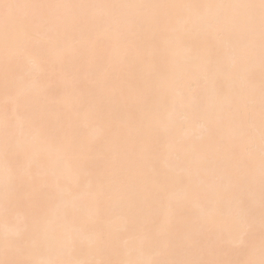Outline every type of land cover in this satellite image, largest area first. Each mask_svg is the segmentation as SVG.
Listing matches in <instances>:
<instances>
[{"label": "bare ground", "instance_id": "bare-ground-1", "mask_svg": "<svg viewBox=\"0 0 264 264\" xmlns=\"http://www.w3.org/2000/svg\"><path fill=\"white\" fill-rule=\"evenodd\" d=\"M44 3H243L247 0H19ZM138 10H124L132 16ZM84 15L102 20L104 9L85 10ZM226 26L225 35L232 38L237 53L234 66L215 72L193 85L192 99L179 100L164 118L147 114L141 102L149 94V77L179 76L187 59V49L194 47L215 58V40L190 32L183 42L168 50L161 37L137 40L144 61L125 59L126 40L114 32L104 31L102 24L88 26L75 55L54 58L38 90L26 94L17 108V123L35 110L45 113L50 127L70 132L87 148V171L95 185V199L83 191L88 178L81 177V198L87 207L79 210L80 201L55 202L51 205L48 237L40 252L15 254L20 259H60L73 261H120L135 259H187L205 262L239 264L261 259L259 230L256 229L255 254H247L242 240L247 225L241 207H258L249 195L246 166L232 168L231 146L240 144L237 134L231 140L221 138L217 123L220 112L233 118V128L242 127L250 111L249 76L259 85L258 52L255 63L247 59L244 48L247 27L243 13ZM174 18L175 13L171 14ZM123 28V24H119ZM91 33L89 35L88 33ZM70 38L81 40L79 32ZM39 63V57L33 56ZM231 65V60L226 61ZM15 70V66H13ZM175 95V94H174ZM4 100L0 69V106ZM258 112V97H257ZM258 124V119H257ZM20 129L17 128L19 135ZM4 117L0 107V187L5 176L3 152ZM145 146L148 150L145 151ZM15 160V155L10 156ZM166 171V182L173 195L171 209L159 206L156 180ZM232 175L228 196L212 194L214 181L224 172ZM259 161L256 159V192L258 196ZM73 183L76 181L73 180ZM97 207L100 211L97 212ZM69 230H79L75 245L59 242L65 214ZM33 209L24 203L7 208L0 199V242L5 235L16 240ZM166 228L172 244L168 248L139 249L146 235ZM100 241L97 243V241Z\"/></svg>", "mask_w": 264, "mask_h": 264}, {"label": "snow or ice", "instance_id": "snow-or-ice-1", "mask_svg": "<svg viewBox=\"0 0 264 264\" xmlns=\"http://www.w3.org/2000/svg\"><path fill=\"white\" fill-rule=\"evenodd\" d=\"M104 9L102 20L84 15L85 10ZM124 10H138L127 16ZM236 12L243 13L246 24L244 48L247 59L255 63L258 52L259 85H255V73H250V111L246 123L239 129L233 128V118L223 110L217 123L221 138L231 140L234 132L240 144L231 146L232 168L238 170L246 166L249 174V195L257 206L241 207L247 225L242 240L247 241V254H255L256 229L259 230V250L261 259L240 261L239 264H264V0H247L243 3H137V4H93V3H44L0 0V69L4 100L3 152L6 161L5 176L0 187V199L5 207L13 203H24L34 214L26 220L16 240L5 235L0 242V264H223L187 259H135L120 261H73L60 259H20L15 254L40 252L49 239L48 223L51 205L55 202L80 201L79 210L87 203L81 198L80 178H88L84 186L89 196L95 199L91 173L87 171L86 145L72 136L69 131L49 126L44 112L35 110L26 119L17 123V108L22 97L38 90L50 67L55 66L54 58L75 55L88 26L102 24L104 31L114 32L117 39L126 40L124 57L142 63L144 56L137 40L144 37H161L164 49L168 50L183 42L186 34L196 32L214 38L216 56L194 47L187 49V59L182 73L177 76L159 75L149 77V94L141 95L146 115L163 119L170 107H175L178 99H192L193 85L215 72L225 71L234 66L237 59L232 38L225 35L226 26L235 23ZM175 13L174 18L171 14ZM123 24V28L119 24ZM70 32H79L81 40L69 37ZM91 35V33H88ZM39 57V63L33 60ZM231 60V65L226 61ZM15 66V70H13ZM175 94V95H174ZM258 97V112H257ZM258 119V124H257ZM20 132L17 134V128ZM145 151L148 147L145 146ZM258 153L259 181L256 192V159ZM14 154L15 160H10ZM166 171L157 174L159 206L171 209L173 193L166 182ZM232 175L227 171L214 181L212 194L228 196V186ZM76 182L73 183L72 181ZM100 208L97 207V212ZM64 224L59 232L61 245H75L80 237L79 230H69L71 223L65 214ZM100 241L98 240L97 243ZM172 240L167 229L161 227L154 234L144 237L139 249L142 252L152 247L168 248Z\"/></svg>", "mask_w": 264, "mask_h": 264}]
</instances>
